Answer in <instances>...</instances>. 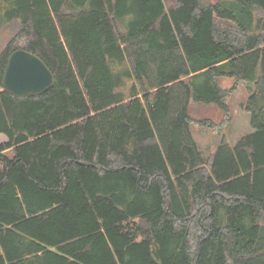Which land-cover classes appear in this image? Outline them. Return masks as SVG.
Wrapping results in <instances>:
<instances>
[{
  "label": "trees",
  "instance_id": "1",
  "mask_svg": "<svg viewBox=\"0 0 264 264\" xmlns=\"http://www.w3.org/2000/svg\"><path fill=\"white\" fill-rule=\"evenodd\" d=\"M0 30V264H264V0H0ZM20 48L46 92L4 90ZM241 81L254 129L201 154L190 103L225 124Z\"/></svg>",
  "mask_w": 264,
  "mask_h": 264
},
{
  "label": "rangeland",
  "instance_id": "2",
  "mask_svg": "<svg viewBox=\"0 0 264 264\" xmlns=\"http://www.w3.org/2000/svg\"><path fill=\"white\" fill-rule=\"evenodd\" d=\"M215 1V0H206ZM7 30L3 33L0 30V48L7 39ZM233 79L223 78L219 84L228 88L233 84ZM248 83L241 81L236 84V88L227 98L229 116L225 124V115L214 104L190 103L189 113L191 117V136L203 155H208L214 151L216 146L222 141L234 144L242 135L251 132L254 128L251 124V115L246 109V102L249 95ZM206 119L209 125H200L199 120ZM214 125V126H211ZM6 136L0 133V142L5 141Z\"/></svg>",
  "mask_w": 264,
  "mask_h": 264
},
{
  "label": "water",
  "instance_id": "3",
  "mask_svg": "<svg viewBox=\"0 0 264 264\" xmlns=\"http://www.w3.org/2000/svg\"><path fill=\"white\" fill-rule=\"evenodd\" d=\"M55 77L45 62L26 49L13 50L2 75L4 90L15 97L36 96L46 92Z\"/></svg>",
  "mask_w": 264,
  "mask_h": 264
}]
</instances>
